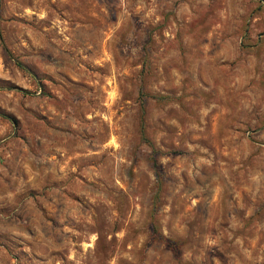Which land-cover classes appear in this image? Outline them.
<instances>
[{"label":"rangeland","instance_id":"374dc122","mask_svg":"<svg viewBox=\"0 0 264 264\" xmlns=\"http://www.w3.org/2000/svg\"><path fill=\"white\" fill-rule=\"evenodd\" d=\"M0 264H264V0H0Z\"/></svg>","mask_w":264,"mask_h":264},{"label":"trees","instance_id":"16d2710c","mask_svg":"<svg viewBox=\"0 0 264 264\" xmlns=\"http://www.w3.org/2000/svg\"><path fill=\"white\" fill-rule=\"evenodd\" d=\"M16 64L18 65V67L20 69L25 70L24 65L21 62L16 61ZM157 99H162V97H156ZM140 139L141 141H143L144 143H146L150 148H151V163H152V167L159 179V187L157 188V191L154 193L153 197H152V201H151V233H158V227L157 224L154 220V215L157 209V203L159 201V190H160V166L158 164V161L156 159V154L158 153V150L156 148H154L152 142L147 138L146 133H145V123L142 120L141 125H140ZM164 241L171 245L172 249H176V246L179 244V242L174 241V240H165Z\"/></svg>","mask_w":264,"mask_h":264}]
</instances>
